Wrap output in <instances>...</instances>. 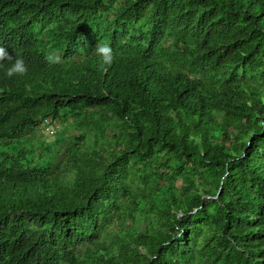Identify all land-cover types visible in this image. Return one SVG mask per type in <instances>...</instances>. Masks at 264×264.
<instances>
[{"label": "trees", "instance_id": "1", "mask_svg": "<svg viewBox=\"0 0 264 264\" xmlns=\"http://www.w3.org/2000/svg\"><path fill=\"white\" fill-rule=\"evenodd\" d=\"M0 47V264H264V0H0Z\"/></svg>", "mask_w": 264, "mask_h": 264}, {"label": "clouds", "instance_id": "2", "mask_svg": "<svg viewBox=\"0 0 264 264\" xmlns=\"http://www.w3.org/2000/svg\"><path fill=\"white\" fill-rule=\"evenodd\" d=\"M94 55L97 60V64L101 69H106L111 66L115 61V56L112 49L107 45H100L94 49ZM8 60L9 66L6 69V76L11 78L13 76H22L28 71L27 64L22 57L15 58L9 56L7 50L0 47V61ZM62 56L57 54H51L47 57V61L50 65H57L62 63Z\"/></svg>", "mask_w": 264, "mask_h": 264}, {"label": "rangeland", "instance_id": "3", "mask_svg": "<svg viewBox=\"0 0 264 264\" xmlns=\"http://www.w3.org/2000/svg\"><path fill=\"white\" fill-rule=\"evenodd\" d=\"M56 132H59L60 130L62 131L63 128L62 126L59 124L56 123ZM39 135H38V138H40L41 140H44V141H49L51 139H53V135L48 133V131L46 130L45 127H41L40 130H39Z\"/></svg>", "mask_w": 264, "mask_h": 264}, {"label": "built area", "instance_id": "4", "mask_svg": "<svg viewBox=\"0 0 264 264\" xmlns=\"http://www.w3.org/2000/svg\"><path fill=\"white\" fill-rule=\"evenodd\" d=\"M45 124H44V126H42V127H45L46 128V130L48 131V133H50V134H52L53 133V131H54V129H53V126H54V124H49V120H45Z\"/></svg>", "mask_w": 264, "mask_h": 264}]
</instances>
